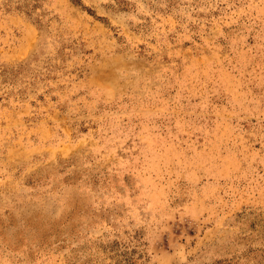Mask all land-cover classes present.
I'll return each instance as SVG.
<instances>
[{"label": "rangeland", "instance_id": "rangeland-1", "mask_svg": "<svg viewBox=\"0 0 264 264\" xmlns=\"http://www.w3.org/2000/svg\"><path fill=\"white\" fill-rule=\"evenodd\" d=\"M0 264H264V0H0Z\"/></svg>", "mask_w": 264, "mask_h": 264}]
</instances>
